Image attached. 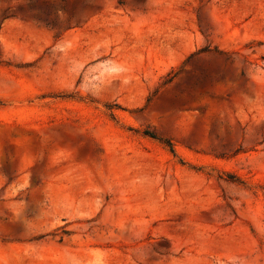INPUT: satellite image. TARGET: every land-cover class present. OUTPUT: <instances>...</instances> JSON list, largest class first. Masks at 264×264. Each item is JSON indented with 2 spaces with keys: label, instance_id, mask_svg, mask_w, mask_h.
<instances>
[{
  "label": "rangeland",
  "instance_id": "obj_1",
  "mask_svg": "<svg viewBox=\"0 0 264 264\" xmlns=\"http://www.w3.org/2000/svg\"><path fill=\"white\" fill-rule=\"evenodd\" d=\"M0 264H264V0H0Z\"/></svg>",
  "mask_w": 264,
  "mask_h": 264
}]
</instances>
